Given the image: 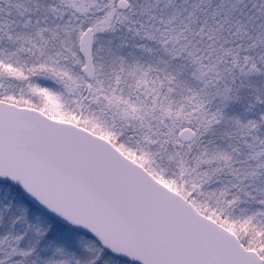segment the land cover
Listing matches in <instances>:
<instances>
[{
  "label": "snow or ice",
  "instance_id": "snow-or-ice-1",
  "mask_svg": "<svg viewBox=\"0 0 264 264\" xmlns=\"http://www.w3.org/2000/svg\"><path fill=\"white\" fill-rule=\"evenodd\" d=\"M0 264H264V0H0Z\"/></svg>",
  "mask_w": 264,
  "mask_h": 264
}]
</instances>
